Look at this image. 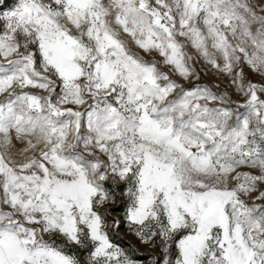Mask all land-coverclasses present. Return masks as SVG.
<instances>
[{"label": "snow or ice", "instance_id": "snow-or-ice-1", "mask_svg": "<svg viewBox=\"0 0 264 264\" xmlns=\"http://www.w3.org/2000/svg\"><path fill=\"white\" fill-rule=\"evenodd\" d=\"M140 249L264 264V0H0V264Z\"/></svg>", "mask_w": 264, "mask_h": 264}, {"label": "rangeland", "instance_id": "rangeland-1", "mask_svg": "<svg viewBox=\"0 0 264 264\" xmlns=\"http://www.w3.org/2000/svg\"><path fill=\"white\" fill-rule=\"evenodd\" d=\"M207 79L212 83L219 84L222 90L226 87L225 82H222L216 79L215 77L209 76L207 77ZM138 256L140 257L139 264H146L147 259H150V257L147 256V253L144 249H140V251L138 252Z\"/></svg>", "mask_w": 264, "mask_h": 264}]
</instances>
